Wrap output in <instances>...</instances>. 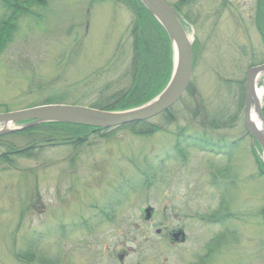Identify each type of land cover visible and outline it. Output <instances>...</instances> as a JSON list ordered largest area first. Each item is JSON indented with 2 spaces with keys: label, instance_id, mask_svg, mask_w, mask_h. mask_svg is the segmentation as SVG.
<instances>
[{
  "label": "rangeland",
  "instance_id": "obj_1",
  "mask_svg": "<svg viewBox=\"0 0 264 264\" xmlns=\"http://www.w3.org/2000/svg\"><path fill=\"white\" fill-rule=\"evenodd\" d=\"M29 1L0 51V113L47 101L105 105L131 85L134 15L120 0ZM5 3L0 20L10 12ZM178 11L195 46L190 92L149 120L155 132L89 128L79 143L0 159V264H17L30 243L52 264H264V161L237 107L247 68L264 61L256 0H192ZM177 133L221 138L232 153L187 141L181 161ZM7 150L0 145V154ZM211 165L234 169L232 184H221L225 195L212 184ZM220 202L227 208L215 222ZM159 227L183 228L185 241H170Z\"/></svg>",
  "mask_w": 264,
  "mask_h": 264
},
{
  "label": "trees",
  "instance_id": "obj_2",
  "mask_svg": "<svg viewBox=\"0 0 264 264\" xmlns=\"http://www.w3.org/2000/svg\"><path fill=\"white\" fill-rule=\"evenodd\" d=\"M6 8L10 12L0 20V51L9 40L13 27V18L25 10V0H17L16 8L11 9V4L15 0H3ZM33 4H44L46 0H30ZM28 2V4L30 3ZM126 5L134 15L132 33L133 39V60L131 68V85L126 90H121L117 97L113 98L105 105H90L91 107L104 110H121L138 106L154 97L166 84L171 72V47L167 34L160 24L149 14L139 0H120ZM183 0L178 1L174 7L178 10V5ZM180 13V12H179ZM256 26L263 36L264 43V0H257ZM195 46L193 45V50ZM190 84L183 95L185 97L190 92ZM240 96L238 99V109L244 105V84L239 86ZM182 97V98H183ZM181 98V99H182ZM180 99V100H181ZM49 102V101H47ZM45 102V103H47ZM170 109L162 113L167 115ZM264 115V114H263ZM209 123V122H207ZM215 124L209 123V125ZM133 129L135 134H151L157 130V126L149 124V121H137L125 125ZM99 130L91 126L81 124H67L59 122L39 123L25 127L10 133L0 135V145L7 142L8 150L0 154L1 161L12 162L13 156H29L33 151L40 149L46 144H61L72 141L79 143L88 133L84 129ZM84 135V136H81ZM20 137L24 139V145L18 147L13 145L9 138ZM260 165V163H259ZM261 166V165H260ZM30 242V241H29ZM17 252V264H52L54 260L43 257L33 243Z\"/></svg>",
  "mask_w": 264,
  "mask_h": 264
},
{
  "label": "water",
  "instance_id": "obj_3",
  "mask_svg": "<svg viewBox=\"0 0 264 264\" xmlns=\"http://www.w3.org/2000/svg\"><path fill=\"white\" fill-rule=\"evenodd\" d=\"M149 14L160 24L166 32L172 48V69L169 79L163 89L153 98L141 105L123 110H104L90 106L48 103L26 107L18 110L0 113V135L14 129L6 127L7 123L25 122L22 127H29L39 123L59 122L69 124H83L99 128H111L128 123L149 119L171 107L186 91L192 73L193 49L192 41L188 38L182 19L177 11L164 0H139ZM264 71V63L248 68L245 77V120L246 131L261 148L264 161V133L249 119V111L253 103L263 123L264 117L260 105L256 102L255 80ZM146 218L150 208H146Z\"/></svg>",
  "mask_w": 264,
  "mask_h": 264
},
{
  "label": "flooded vegetation",
  "instance_id": "obj_4",
  "mask_svg": "<svg viewBox=\"0 0 264 264\" xmlns=\"http://www.w3.org/2000/svg\"><path fill=\"white\" fill-rule=\"evenodd\" d=\"M180 135H178L177 137H179ZM180 137H184V136H180ZM174 143V146H173V153L175 155V158L183 161L186 157V151H185V148H184V144H186L185 140L183 141H173ZM199 144H204V142H198ZM220 146L221 147H224L225 149H229V155H231L232 153V146H228L227 143H225L223 140L220 141ZM217 155H221V153H218ZM225 155V154H224ZM209 175L212 177V184L214 183H218L219 186L222 188V190L220 189V192L222 191V193L225 195V191H226V188L227 186L224 188L222 184V182H225L226 179H230V183L232 184V180H234V177H235V172H234V169L232 166L228 165L227 167L226 166H221V165H211L210 168H209ZM230 186V185H229ZM234 189V185L231 187L230 191H232ZM230 191H228V193H231ZM220 205L221 207H219L217 209V213H221V215L219 217H215V222H218V221H221V219L225 216V214L223 213L225 208V203L224 202H220ZM212 216H214L212 214ZM97 217L98 218H103V219H108L109 217V214L107 215V212H105L104 210H100V212L97 214ZM158 230V233H161L164 231L165 235H168L170 236V241H178L179 242H182V241H185V232L183 230V228L181 227H175V228H171V229H167L165 227H159L157 228ZM219 236L216 235L214 237V240H215V244L211 245L213 247H207L208 248V252L210 253L212 250H214L217 246V243L219 242ZM210 245V244H209ZM208 245V246H209ZM217 248V247H216Z\"/></svg>",
  "mask_w": 264,
  "mask_h": 264
},
{
  "label": "bare ground",
  "instance_id": "obj_5",
  "mask_svg": "<svg viewBox=\"0 0 264 264\" xmlns=\"http://www.w3.org/2000/svg\"><path fill=\"white\" fill-rule=\"evenodd\" d=\"M178 1H180V0H178ZM178 1H177V3H178ZM190 1H192V0H183V2L181 3V5H186ZM167 4H169L170 6H174L175 5V3L174 4H170L168 2H167ZM184 23L187 24L188 22L187 21H184ZM185 31L187 33L186 27H185ZM187 35H188V33H187ZM188 38H190L189 35H188ZM259 81L262 82V85L261 86L259 85ZM254 87H255V90L254 91H255V95H256V99L255 100L260 105L261 98L263 97L262 91L264 89V72H261V73H259L257 75L256 80H255V86ZM253 103L251 104V107H250L249 119L257 127L258 130H260V131H262L264 133V131H263V123H262V121H261V119H260V117H259V115L257 113V109L255 108V106H254ZM8 126H10V123H7L6 124V127H8Z\"/></svg>",
  "mask_w": 264,
  "mask_h": 264
}]
</instances>
